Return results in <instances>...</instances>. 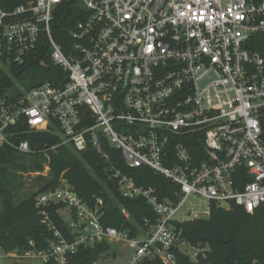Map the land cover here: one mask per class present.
<instances>
[{"label":"built area","instance_id":"1","mask_svg":"<svg viewBox=\"0 0 264 264\" xmlns=\"http://www.w3.org/2000/svg\"><path fill=\"white\" fill-rule=\"evenodd\" d=\"M72 1L0 5V65L24 64L43 42L65 74L0 98V146L28 154L27 141L9 138L23 123L57 135L58 146L92 149L121 196L144 199L157 220H145L150 230L141 227L135 237L107 227L103 199L89 205L62 176L35 198L53 233L49 246L0 248V264H68L103 243L127 245L132 256L120 264L155 257L177 264L176 250L197 263L207 248L187 241L181 224L208 218L212 206L250 214L264 208V0H78L85 17L65 52L52 22ZM110 149L121 152L129 169L146 168L179 187L177 201L139 187L113 164ZM52 207L66 233L51 218Z\"/></svg>","mask_w":264,"mask_h":264},{"label":"trees","instance_id":"2","mask_svg":"<svg viewBox=\"0 0 264 264\" xmlns=\"http://www.w3.org/2000/svg\"><path fill=\"white\" fill-rule=\"evenodd\" d=\"M31 0H0L7 10ZM85 17L78 0L59 7L52 22L55 40L65 52L71 45V33ZM65 74L55 67L50 58L48 47L42 42L28 55L22 65H0V98L8 93L21 95L18 86L28 91L45 81H54ZM9 138L15 144L27 141L28 154L21 153L9 145L0 146V248L5 252H23L30 249L31 243L38 250L46 249L53 239V233L42 224L41 216L35 205L40 193L55 187L60 178L65 177L76 185L79 195L89 205L97 199L104 201L103 224L120 231H129L132 237L139 234L145 220L156 222L157 215L144 199L128 200L121 196L117 184L108 179L105 163L92 149L83 153L76 152L71 146H58L60 139L50 132H32L26 124H19L9 131ZM53 147H56L53 149ZM113 164L128 174L139 187L154 189L160 199L177 201L179 187L169 180L146 168L129 169L125 166L120 151L110 149ZM45 166L50 169L49 176L41 173ZM37 174V192L21 198L23 185L22 173ZM57 207L50 208V216L64 233L65 223L57 214ZM125 210L129 218L123 213ZM184 238L193 245L207 248V257L193 263L181 251H174L177 264H264V208L253 214L241 207L230 209L212 206L207 219L190 220L181 224ZM110 250L107 243L82 250L68 259V264H94ZM143 264H164L159 258H148Z\"/></svg>","mask_w":264,"mask_h":264},{"label":"rangeland","instance_id":"3","mask_svg":"<svg viewBox=\"0 0 264 264\" xmlns=\"http://www.w3.org/2000/svg\"><path fill=\"white\" fill-rule=\"evenodd\" d=\"M18 87L21 90V92L25 90V88L22 86H18ZM45 169H46V166H45ZM49 172H47L46 170V171H43L41 174L44 177H46V176H49ZM19 175L23 176V180H22L23 185L21 186L20 191H19L20 199L18 200V203L20 202L23 196L30 194L32 191L37 192L39 188V186L35 182L37 178L36 177L37 174L28 172V173H22ZM186 209L188 210L193 209V205L191 203H188L186 206ZM131 256H132V252L129 250V248L127 247L125 243H121V244L112 243L110 245V250L106 254L102 255L100 259L94 264H120L121 262L127 261ZM1 262L3 264H44L40 260H19L18 262L15 263L13 261H7V260L2 259Z\"/></svg>","mask_w":264,"mask_h":264}]
</instances>
